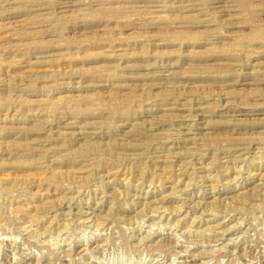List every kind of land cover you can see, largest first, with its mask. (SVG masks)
<instances>
[{"label": "rangeland", "instance_id": "374dc122", "mask_svg": "<svg viewBox=\"0 0 264 264\" xmlns=\"http://www.w3.org/2000/svg\"><path fill=\"white\" fill-rule=\"evenodd\" d=\"M0 264H264V0H0Z\"/></svg>", "mask_w": 264, "mask_h": 264}]
</instances>
